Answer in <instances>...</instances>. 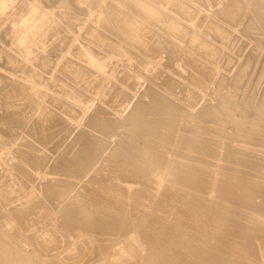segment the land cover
Returning <instances> with one entry per match:
<instances>
[{
    "label": "bare ground",
    "instance_id": "6f19581e",
    "mask_svg": "<svg viewBox=\"0 0 264 264\" xmlns=\"http://www.w3.org/2000/svg\"><path fill=\"white\" fill-rule=\"evenodd\" d=\"M149 1H154L159 8L153 7ZM149 1L0 0V23L8 22L5 29L3 25V30L0 29V70H3L0 74V81L3 82L0 97V180H5L3 184L6 186L5 190H0V199L11 189L22 191L30 176L41 180L38 186L32 185L35 189L32 194L19 199V203H0V210L4 212L2 215L8 218L7 224L0 222V264H68L70 261L76 264L80 260L77 258L88 248L87 244L99 251L114 246L107 238L104 241L110 244H98L100 239L92 235L112 227L122 228L128 237L125 240L118 238V247H114L112 252L105 251L101 257L97 256L105 264H121L124 261H131L129 264L135 261L139 264H264V249L261 246L264 237V144L254 142L255 139H264V95L256 103L249 94L248 86L252 82L249 80L254 75L251 69L254 57H247L243 63L242 59L237 58L242 64L239 65L238 77L234 79V76V81H231L230 88L234 89L232 95L228 86L223 90V84L220 83L224 79V75L219 72L220 58L215 64H211L208 59L212 53L210 43L204 41L201 52L192 47L188 39L181 38L185 29L182 30L180 24L184 22L192 28H202L206 33L211 26H215L213 28L221 37L227 30L226 26L231 29L247 18L244 13L241 19L243 2L245 12H248L252 1H255L256 7L252 13L254 19L259 20L261 32L257 37L248 38L255 42L252 50L257 55L264 48V41L261 42L264 40V0H228L221 8L213 10L214 16L204 12L207 5L212 7L213 0H178L173 7L170 0ZM188 2L197 6L198 10L190 9L186 5ZM119 6L123 9H118ZM116 10L124 15L120 16L121 19H118V14L116 17L113 15ZM201 10H204L202 14L205 16L200 15ZM187 11L190 15L182 18V14H187ZM209 16L224 26L210 22ZM145 25L151 26L149 35L141 34V27ZM160 25L161 28H158ZM145 35L147 38L143 39ZM216 42L220 45L222 39ZM219 51H222L221 47ZM181 52L186 57L180 61L181 67L173 68L172 71L178 72L181 78L183 75L190 78L192 88L186 89L188 99H182L180 90L176 92L180 81L170 78L156 81L154 77V71L159 66L168 69V62L179 59ZM163 54H166L165 57ZM258 56L261 58V55ZM122 71L126 73L125 76L121 75ZM210 77L215 78L214 86L205 89L202 85ZM141 78L153 82L167 95L151 84L139 100L130 106L129 103L134 101L130 102L135 94L134 88ZM198 92L205 94L204 98L209 96V100H227L222 106L201 107L193 113V101L190 99ZM95 100L99 103L91 111ZM127 106L130 108H127L128 113L124 112ZM225 106L231 107L228 108V114L222 116L220 111ZM90 111L95 115L85 119ZM239 111L241 113L238 114ZM209 112L215 113L210 119L206 117ZM29 113L31 116L27 117ZM226 118H234V134L229 132V125L224 124ZM71 120L78 126L84 125L81 129L78 127L80 130L77 132L73 130L74 135L76 133L74 144L77 150L70 157L58 158L48 171L51 176H47L44 169V173L35 170L40 169L46 158L31 140L7 139V133L10 134L15 126L26 125L28 132L25 134L40 141V145L47 146L68 129L67 122ZM71 124L73 122L70 127ZM249 127H253L256 132L248 131ZM62 137L68 138L65 135ZM71 137L73 135L70 136L73 140ZM205 137H212L213 142ZM111 144L114 147L110 150ZM211 146L224 149L225 153H211L216 161H211L205 151ZM61 147H57L58 152L61 149L60 153L65 146ZM245 152L258 155V158L254 156L257 158L255 165L251 164L255 159L248 160L249 156L246 158ZM231 154L236 155L234 159L238 163L241 162L234 169L230 165L233 163L228 164L232 162ZM221 160H225L228 165H222L225 162L220 163ZM239 166L249 170L245 173L248 177L242 178L245 182L237 175ZM89 173L92 176L86 181L87 189L76 192L69 204H65L68 203L65 201L62 203L68 206L61 209L60 202L56 206L51 203L69 196ZM230 179L237 181L234 189L239 188L241 191L235 194L236 199L232 196L233 200H248L253 193L261 199L259 202L253 199L252 207L249 205L251 203L237 202L250 206L252 211L247 215L245 211L250 208L247 209L243 204L247 209L244 211L247 217L242 214V218L246 221L244 217L248 218V223L253 225L247 230L243 227V235L239 230L235 232L237 228L234 229L233 233H237L234 235L242 237L239 242L232 238L233 229L230 231V227L226 228L225 220L229 218L230 210L227 207L228 210L219 208L220 203L216 199L222 197L221 194L213 199H208L207 194L204 201H198L199 198L195 196L198 199L196 202H193L195 198L188 201L198 191V188H195L196 192L190 188L191 191L187 192L189 187L194 188L192 185L203 182H209L213 190L219 187L222 194L226 191L230 193L231 185L229 188L227 185ZM123 181L137 183L138 187L125 186ZM240 182H244L243 185ZM209 185H204L206 190ZM161 190L162 196L159 197L157 194ZM256 190H259L258 194ZM9 199L6 198L7 201ZM156 200L162 201H158L161 204L157 209L159 212L169 211L171 216L174 215L172 220L160 216V226H155L151 219L141 217L138 213L139 206L151 210ZM180 201L185 208L179 205ZM38 206H44L47 211H37ZM243 206L237 207L240 210ZM168 208L170 210L164 211ZM157 210L154 208L153 212ZM224 212L228 214L225 220L222 219ZM257 212L261 213L259 219L258 214L255 217ZM31 215L36 218L32 219ZM230 217L232 219L233 216ZM239 219V216L235 217L234 224L236 221L239 224ZM37 223L40 225L37 226ZM130 223L139 229L131 231ZM243 223L247 226V222ZM74 224L78 225L76 229ZM91 227L92 230L89 229ZM72 230L78 239H84L79 242L68 240L67 236ZM177 232L186 240V246L182 245L191 253L190 258L187 252V257L178 254L185 249L181 242H173ZM181 237L178 239L182 240ZM247 237H251L249 240L253 242L248 243ZM64 240L66 244L62 245ZM80 241L84 243L83 247H79ZM216 249L221 253L220 256L214 255ZM258 255L262 257L257 258L260 262L253 260ZM110 256L113 259H109Z\"/></svg>",
    "mask_w": 264,
    "mask_h": 264
},
{
    "label": "rangeland",
    "instance_id": "374dc122",
    "mask_svg": "<svg viewBox=\"0 0 264 264\" xmlns=\"http://www.w3.org/2000/svg\"><path fill=\"white\" fill-rule=\"evenodd\" d=\"M22 1V0H21ZM24 1V0H23ZM149 0H147V2H148ZM175 1H178V0H170V2H171V6L173 7L174 5H175ZM180 1V0H179ZM212 1V0H211ZM230 1V0H229ZM213 3H212V7L210 6V7H208V5L206 6V8L207 9H204L203 11L206 13V14H211V15H213L214 16V12L216 11V10H218L219 8H221V6L222 5H225V3H227L228 2V0H220V1H215V0H213L212 1ZM256 2L255 1H252V3H251V5L252 6H250L249 8H251L250 9V11H248V12H245L246 10H245V7H244V2H243V6H242V8H241V19L243 18V15H244V13L247 15V18H243V20H242V24H240L241 22H239L238 23V25L237 26H235V27H233V28H231V29H229L227 26L225 27L227 30L224 32V34L220 37V35L218 34V32L216 31V29L215 28H213V27H215V26H211L210 28H209V30L207 31V33H206V31H204V30H202V28H200V30H198V29H195V28H192L191 27V25H189V24H187V23H184V22H180V24L182 25V30H184L185 32H183L182 33V35H181V38L184 40V39H188L189 40V45H192V47H194V48H196L197 50H199L200 52H201V50H200V48H201V44L205 41V42H209L210 43V47H211V51H212V53L210 54V57L208 58V59H210V62H211V64H215L216 62H217V60L220 58V69H219V72H220V74H222V76L224 75V79H223V81L221 80L220 81V83H222L223 85H222V89L224 90V88L225 87H227L228 86V90H229V92H230V94H234V89L233 88H230V87H232V83H231V81H234V79L236 78V77H238V75H239V73H240V67L241 66H239V65H241L242 63H243V61L247 58V57H254V59L252 60V65L254 66V64H255V66H254V68H253V66L251 67V69H252V72L254 71V75H251V77H252V79L250 78V80L249 81H252L251 82V85H250V82H249V85L250 86H248L249 87V94L250 95H252L253 96V100H255L254 102H256L257 103V101H260L261 100V98H262V96L264 95V53H262V51L264 52V48H263V50L259 53V54H255V52H253V50H252V46L254 45V43L255 42H253L250 38H252V37H257L259 34H260V30H261V28H260V25H259V20H256V19H254V17H253V13H252V10L254 11V9H255V7H256V4H255ZM149 4H151L153 7H155V8H159L158 7V5L154 2V1H151V3H150V1H149ZM214 4V5H213ZM190 9H193V8H195L196 10H198L196 7H195V5L193 4V3H191V2H188V4H186ZM170 6V7H171ZM118 9H120V10H122L123 8H122V6H119V7H117ZM209 9H211L212 11H207V10H209ZM213 10H215V11H213ZM202 10H201V12H199L200 13V15H203L202 14V12H203ZM117 12H120L119 10H116V12H115V14H113L115 17H116V15H117V17H118V19H121V17H123L124 15L122 14V15H120L121 13H117ZM160 12H162L163 14L164 13H166V11L165 10H160ZM203 12V13H204ZM187 14H185V15H183L182 14V18H184V17H186V16H188V15H190V12L189 11H187L186 12ZM205 14V15H206ZM205 15H203V16H205ZM121 16V17H120ZM245 16V15H244ZM210 17V22H212V23H215V25H222V26H224V24H222V22H220V21H218L217 19H215L214 17H212V16H209ZM118 19H117V21H118ZM179 21V20H178ZM4 23H5V25H4ZM4 23H0L1 25V27H0V29L3 27V29H5V27L7 26V24H8V22L7 21H4ZM161 23V22H160ZM3 25V26H2ZM219 26V27H220ZM150 25H145V26H142L141 27V34H146V33H148V34H146V35H149L150 33H149V29H150ZM158 28H161V25L160 26H158ZM3 29H1V31L3 30ZM235 30V31H234ZM88 32V31H87ZM187 32V33H186ZM110 36H112L111 35V33H108ZM143 36V39H146L147 38V36ZM248 37H250V38H248ZM220 39H222V44H218L216 41H218L219 42V40ZM251 42H250V41ZM264 40H262L261 42H263ZM250 42V43H249ZM246 43H248V44H251V46H249L248 44H246ZM247 46V47H246ZM3 47H5V46H3ZM220 47L222 48V51L220 52H218V50H220ZM248 48V49H247ZM247 50H248V53H249V55H248V53H247ZM249 50L251 51V52H249ZM246 53H245V52ZM221 53H224L223 55H225V57H224V59H223V56L221 55ZM228 55V57H227V55ZM241 53V54H240ZM243 53H244V55H243ZM238 54H240V56L238 55ZM165 55L166 54H163V56L165 57ZM256 55V56H255ZM258 55H261V58L258 56ZM222 56V57H221ZM239 56V57H238ZM245 58H244V57ZM186 56H185V54L183 53V52H181L180 53V56H179V59H172L170 62H168L169 64H168V69L167 68H165V67H163V66H159L158 67V69L156 70V71H154V73H155V75H154V77H155V80L156 81H158V80H160V79H164V78H170V79H176V81H180L179 82V84H178V88H177V90H176V92L177 91H181V94L183 95V98L182 99H188L187 98V96H188V94H187V92H186V89H188V88H192L191 87V85H192V83L189 81L190 80V78L188 77V75H183V77L181 78L180 76H179V74H178V72H176V71H172L173 70V68H180L181 66H180V61L181 60H183L184 58H185ZM243 57V58H242ZM252 57V58H253ZM256 57V58H255ZM237 58H239V59H242L241 61H242V63L240 62V60H239V62H238V60H237ZM258 58V60H256ZM260 58V59H259ZM234 59V60H233ZM223 60V61H222ZM232 60V61H231ZM236 60V61H235ZM175 61H176V63H175ZM255 61H257V62H255ZM260 63H259V62ZM224 64H223V63ZM233 62V63H232ZM234 62H236L237 64H235ZM259 63V64H258ZM256 65H258L257 66V70H256ZM237 66V67H236ZM223 67V68H222ZM236 69H235V68ZM239 67V68H238ZM221 69H224V70H221ZM171 70V71H170ZM235 70H237V72L235 71ZM256 71V72H255ZM1 72L3 73V70L1 69L0 70V74H1ZM176 72V73H175ZM182 72V71H181ZM253 74V73H252ZM121 75L122 76H125L126 75V73L124 72V71H122L121 72ZM169 75H171V76H169ZM176 75V76H175ZM10 76L12 77V75H11V73H10ZM235 76V77H234ZM258 76H260V77H258ZM233 77H234V79H233ZM142 79V78H141ZM141 79H139V84H137L136 85V87L134 88V92H135V94L133 95V98L132 99H130V102L131 101H133V102H131V103H129V105L131 106V104L132 105H134L135 103L134 102H137V100H139V98L141 97V94L149 87V86H151V84L153 85V87H155L154 86V84H153V82H149V80H144V78L141 80ZM214 77H210L209 79H207L206 81H204V84L202 85V87H204L205 89H208L209 87H213L214 86ZM233 79V80H232ZM263 80V81H262ZM147 82H148V84H147ZM262 82V83H261ZM3 82H1L0 81V97H2V94H1V92H2V90H1V88L3 89V84H2ZM142 83V84H141ZM143 83H145V84H143ZM150 83V84H149ZM143 85H145V86H143ZM139 88H138V87ZM263 86V87H262ZM16 87V86H15ZM261 87V89H259ZM156 89H158L159 90V88H157V87H155ZM203 88V89H204ZM137 90V91H136ZM140 91V92H139ZM160 91V90H159ZM179 91V92H180ZM137 92V93H136ZM163 95H167V93H165L164 91H160ZM236 93H237V91H236ZM260 93V94H259ZM203 93H200V92H198L197 93V95L194 97V98H191L190 99V101H193V104H192V107H191V112H196V111H198L199 109H202V108H204V107H207V106H209V107H211V106H213V105H220V106H222L223 105V103L225 102V100H227V99H224V100H209V96H207L206 95V98H204V96H205V94H203V96H200V95H202ZM258 94H259V97H258ZM135 95H137V97H136V99H135ZM138 95H139V97H138ZM257 96V97H256ZM201 97V98H200ZM259 98V99H258ZM146 101H148L149 99H145ZM144 100V101H145ZM203 101V103H202V101ZM205 100V101H204ZM257 100V101H256ZM98 101V100H97ZM96 100H95V102L93 103V105H92V107H91V111L96 107V105L99 103V102H97ZM97 102V103H96ZM96 104V105H95ZM204 104V106H201V105H203ZM94 105H95V107H94ZM128 105V106H129ZM128 106L126 107V110L124 111V112H127L128 113V111H127V108H128ZM129 106V107H130ZM133 107V106H132ZM131 107V108H132ZM202 107V108H201ZM229 107H231V106H225V107H223L222 108V111H220V115H222V116H225V115H227L228 114V112H229V110L230 109H228ZM110 111H111V109L110 108H108ZM128 110H130V108H128ZM91 111H90V114H87L84 118L85 119H87V117H92V116H94L95 115V113H91ZM217 111V110H216ZM262 111V110H261ZM264 111V110H263ZM124 112H123V114H124ZM239 113H241V111H239L238 112V114ZM214 112L212 113V112H209V113H207L206 115V117L207 118H211V117H213L214 116ZM27 117H30L31 115H30V113L29 114H27L26 115ZM207 118H205L204 117V119H207ZM234 118L233 119H224V124H226L227 126H228V129H229V127H230V130H229V132L230 133H232V134H234V131L233 130H235V124H233L234 122ZM71 122H73V124H74V127L76 128H74V127H72V125L73 124H71V127H70V123ZM71 122L70 121H68L67 122V125H68V129H66V131H64V132H62V133H60L59 135H57L58 137H55L53 140H52V142L49 144V145H47V146H44L43 144V147H42V145H40L41 144V142L40 141H38V140H36L35 138V140L34 139H32V137H30V135H26L25 133H27L28 132V126H26V125H19L18 123V127L17 126H15L14 124V126H15V128H17V129H15V128H13L12 129V131L10 132V134H8L7 133V139H9L10 138V140H12V139H15L16 141H20V139L22 140V138H24V139H29V140H31L32 142H33V144L34 145H36L37 147H39L40 149H41V152H42V154H43V156L46 158L45 159V161H44V163H42L41 164V166L39 167L40 169H35L37 172H42V173H44V171H43V169L45 170V172L47 173V176L49 175V176H51V173L49 174L48 173V171H49V169H50V166L58 159V158H60L61 156H67V157H70V156H72V154H74L75 153V151L77 150V146L74 144L75 142H74V139H75V135H76V133H75V135H74V131L73 130H75V132H77V131H79L81 128H83L84 127V125L82 124V125H80V126H78V124L75 122V121H72L71 120ZM16 124V125H17ZM30 125V124H29ZM76 125V126H75ZM83 126V127H82ZM19 127H20V129H19ZM80 129H79V128ZM231 127H233V128H231ZM70 128H74V129H70ZM232 129V130H231ZM14 130V131H13ZM17 130V131H16ZM21 130V131H20ZM26 130V131H25ZM77 130V131H76ZM248 131H250V132H252V133H254V132H256V130L253 128V127H249L248 129H247ZM16 131V132H15ZM19 131V132H18ZM72 132V133H70L69 134V132ZM18 132V133H17ZM21 133V134H20ZM23 133V134H22ZM69 134L70 136H72L73 135V137H71V138H73V140L72 139H70V136L69 135H67L66 136V134ZM13 134V135H12ZM18 134H20L21 135V137H20V135H18ZM18 135V136H17ZM63 135H65V137L67 138V139H65L64 137H62ZM14 136V137H13ZM233 136V135H232ZM17 137H18V140H17ZM234 137V136H233ZM12 138V139H11ZM31 138V139H30ZM206 139H209L210 140V142H213V138L212 137H205ZM23 139V140H24ZM65 140H66V142H65ZM9 141V140H8ZM37 141H38V143H37ZM187 141H192V140H187ZM60 142V143H59ZM62 142H65V144L63 145L62 144ZM255 143H257V144H264V143H262V142H264V139H262V140H258V139H255V141H254ZM38 144V145H37ZM40 145V146H39ZM55 145V146H54ZM61 145L64 147L65 146V148H63L62 149V151H61V153H60V150H59V152H58V148L60 147V148H62L61 147ZM42 147V148H41ZM58 147V148H57ZM114 147V144H111L110 145V147H109V149L111 150L112 148ZM57 148V149H56ZM45 149V150H44ZM224 149H219V147H215V146H211L210 148H208V149H205V151H207L208 153H207V155L208 156H210L211 157V159H210V157L208 158V156H207V158H208V160L210 159L211 161H216V160H214V157H213V154H211V153H213L214 151H219V152H222V153H225L224 151H223ZM53 154H51L50 152ZM56 151H57V153H56ZM56 153V155H54ZM50 154V155H49ZM245 154L247 155L246 156V158L248 159V160H252L253 158L255 159V160H252L251 161V164H253V165H255L256 163V161H257V158H258V155L257 154H255L254 155V153H249V152H245ZM253 154V155H252ZM52 155V156H51ZM232 156V160H230V161H232V162H229L228 164H230V163H233V164H230L231 165V167L234 169L235 168V166H238V164L239 165H241V162H239L238 163V161H237V159L235 160L234 159V156H236L235 154L233 155V154H231ZM20 156H23V153H20ZM257 156V158H255V157ZM53 157V158H52ZM52 158V159H51ZM50 160V161H49ZM52 160H54L53 162H52ZM254 161V162H253ZM50 162V163H49ZM220 163L221 162H225V163H221L222 165L223 164H225V165H228L227 164V162L224 160V161H219ZM234 162H235V164H234ZM253 162V163H252ZM47 163H49V164H47ZM47 164V165H46ZM248 164H249V162H248ZM247 164V165H248ZM251 164H249L250 165V167H251ZM44 165H45V167H44ZM243 166H244V164H243ZM242 166V167H243ZM257 166V165H256ZM240 168V166H239V168L238 167H236V169L238 168V170H239V172L237 171V175L238 176H240L241 178L240 179H242V178H247L248 176L246 175L247 173L246 172H248L250 169V167H248V166H244L245 168H248V169H245L244 167L243 168ZM255 167V166H254ZM242 169V170H241ZM244 170V171H243ZM222 171V170H221ZM32 172H33V170H32ZM93 171H91V173H92ZM229 172V171H228ZM240 172H242V173H240ZM34 173V172H33ZM91 173H89L88 174V176L87 177H83V180L81 181V182H79L78 183V185L73 189V191H71L70 193H69V196H67L65 199L67 200H65L64 198H60V201L59 200H53V202H51L54 206H56L57 205V203L58 202H60L61 203V209H63L64 208V206L66 207V206H68V205H65V204H69V202H71V197H73V196H75V193L76 192H82V191H85L86 189H87V182L86 181H88V179H89V177H91L92 175H91ZM230 173V172H229ZM238 173H240V175L238 174ZM246 173V174H245ZM93 174V173H92ZM242 174V175H241ZM219 176L218 177H220V175H221V173H219L218 174ZM0 179H1V177H0ZM33 179V181H31V182H33V183H31L30 182V180H32ZM36 178H32L31 176H30V178H29V181H26V185H25V187L22 189V191H17L16 189H11V188H9V189H11V190H9V191H6L3 195H2V197H1V199H0V203H7V204H9V203H11L12 201H14L15 203H19V199H24V198H26L28 195H30V194H32V191H34L35 189L33 188L36 184H37V186L39 185V183H40V179H36V181L34 182V180H35ZM3 180V179H2ZM2 180H0V190H5L6 188V186L3 184V182H5V180L4 181H2ZM232 180V181H231ZM233 180H235V179H230V180H228V183H227V185H228V188H229V185H231L230 187L233 189H230L231 190V192L229 193L228 191H226V195H227V193H229L228 195H227V197H226V195L223 193H221L220 192V188L218 187H216V188H214V190L212 189V187H211V185H209V182H208V184H207V182L205 183V182H203L202 184H199V185H192V186H194V188L193 187H189V190H187L186 188H185V191L187 190V192H189V191H191V189L190 188H192V189H194V191L196 192L197 191V189H195V188H198V191L195 193L196 195H193V197L191 196V197H189V196H187V197H189L188 198V201H190L191 202V198H192V200H193V202H196V200H198L196 197H198L199 198V200L198 201H204L206 198L204 197V196H207V194H208V199H213L214 198V196L215 197H218L219 196V194H221L220 196H224L225 198L224 199H222V197H220V198H217V199H219V200H217L216 199V201H218L220 204H219V208L221 207L223 210H230V211H228L229 212V218H226V220H225V218L224 217H228V214L226 215V212H224L223 214H222V219H224L225 220V222H226V228L228 227H230L229 229H230V231H231V229H233V231H231L232 233V238H233V240L235 241V242H239V241H241L242 239V237L240 238V236H236V235H234V234H237V233H233L234 232V229H236L237 228V230L235 231V232H237L238 230L239 231H241L242 232V235H243V230L245 229V230H247V227H249V228H251V226H252V228H253V225H252V223L250 222V223H248L249 222V220H248V218H246L247 217V215H248V213L250 214L251 212L250 211H252L251 210V208H250V206L252 207V203L254 202V200H255V202H259L261 199H259V198H257L256 196V194H258V192H259V190L257 191V193L255 194L256 196H254V193L253 194H251V196H253V197H251L250 196V194H249V198H248V200L247 199H238V200H233V197L232 196H235V194H238V192H241V191H239V188L238 189H234L235 188V186H236V184H238L237 183V181L235 180V182L233 181ZM243 180V179H242ZM242 180H240V181H242ZM244 181V180H243ZM30 182V183H29ZM126 181H123V183H124V185L125 186H136V187H138V184L137 183H129V182H126ZM229 182H234V184H231V183H229ZM245 182V181H244ZM244 182H240V183H242V185H243V183ZM122 183V184H123ZM205 183V184H204ZM35 184V185H34ZM86 184V185H85ZM209 185L208 186V188H207V190L205 189L206 188V186L204 187V185ZM32 185H34V186H32ZM201 185V186H200ZM234 185V186H233ZM239 185H241V184H239ZM195 186H197V187H195ZM233 186V187H232ZM83 187V188H82ZM188 187V186H187ZM82 190H81V189ZM202 188H204V189H202ZM30 189V190H29ZM33 189V190H32ZM202 189V190H201ZM217 190V191H216ZM219 190V191H218ZM229 190V191H230ZM236 190V191H235ZM193 191V190H192ZM204 191V192H203ZM212 191H213V193H212ZM238 191V192H237ZM161 192V193H160ZM162 192H163V190H161V191H159L158 192V194H157V196H159V197H161L162 196ZM205 192H207V193H205ZM216 192V193H215ZM218 192H220V193H218ZM232 192H233V194H232ZM199 193H200V195H199ZM212 194V196L210 195V194ZM216 195H215V194ZM218 194V195H217ZM260 194V193H259ZM202 195V196H201ZM196 196V197H195ZM259 196V195H258ZM41 196H39V197H37L36 199H38V198H40ZM158 197V198H159ZM185 197V196H184ZM201 197V198H200ZM204 197V198H203ZM231 197V198H230ZM256 197V198H255ZM6 198H10L9 199V201H7L6 200ZM230 198V199H229ZM235 199H236V196L234 197ZM252 198V199H251ZM207 199V200H208ZM254 199V200H253ZM34 200V199H33ZM73 200V199H72ZM227 200H229V201H227ZM230 200H232V201H230ZM258 200V201H257ZM62 201V202H61ZM68 202V203H65V202ZM159 201V200H158ZM157 200L155 201V203H154V206H152V208H151V210H148V209H146V208H142V206H136L135 204H134V206H136V207H138V208H140V210H138V213H139V215L141 216V217H144V218H149V220L151 219V222H153L154 223V225L156 226V225H158V226H160V223L162 222V219H159V217L160 216H165V217H169V219H173L174 218V215L173 216H171V214H170V212L169 211H167V210H170L169 208L168 209H164V211H167V212H163V211H161V212H159L157 209H159V207L161 206V204L159 203V202H162V201H159L158 202ZM181 201H183V200H181ZM181 201H180V204L179 205H181ZM227 201V202H226ZM234 201H235V206L237 207V206H243V204H248V203H251V204H249L250 206H246V204H245V206L247 207V209L248 208H250V210L248 209H245V206H243L242 208L244 209H242V208H240V210L242 209L243 210V212H242V210L240 211L239 210V207H237V208H234L235 206H233L234 205ZM239 201H244L243 203H237V202H239ZM231 202V203H230ZM30 203V202H29ZM62 203H65V204H62ZM158 203V204H157ZM28 204V203H27ZM225 204V205H224ZM26 205V204H25ZM155 205H156V207H155ZM224 205V206H223ZM63 206V207H62ZM181 206H183V205H181ZM230 206H232V207H230ZM39 207V206H38ZM44 207V206H43ZM38 208V210L37 211H41V212H45V207L44 208ZM158 207V208H157ZM225 207H227V208H225ZM154 208H155V210H157V211H155V212H153L154 211ZM183 208H185V205L183 206ZM220 208V209H221ZM234 209V210H236V211H234V210H232V211H234V212H232L231 211V209ZM240 211V213L238 212V211ZM245 210H247V211H245ZM47 211V210H46ZM145 211H148L147 213L145 212ZM150 211V212H149ZM244 211H245V213H247V215L244 213ZM249 211V212H248ZM0 212H1V217H0V222L1 223H5L6 222V224H7V216L6 215H2L4 212H2V210H0ZM227 212V213H228ZM232 212V213H231ZM235 212L237 213V215L235 214ZM151 213V214H150ZM165 214V215H164ZM170 216H169V215ZM233 214H235V215H233ZM242 214L244 215V216H246V217H244L245 219H247V221L246 220H244L243 218H242ZM258 214V215H257ZM36 215V214H35ZM146 215V216H145ZM159 215V216H158ZM224 215V216H223ZM233 216L232 217V219L234 218V220L232 221V219H231V217L230 216ZM258 217H257V216ZM259 215H261V213H255V217H257V219H259L261 216H259ZM152 216H155V217H152ZM239 216V221H238V223L239 224H241V225H239V224H237V221H236V224H234V222H235V217H238ZM31 217H33L32 219H34V218H36V216H34V215H31ZM159 219V220H158ZM229 220L230 221H232V222H229ZM247 222V223H245V224H247V226L246 225H244V223L242 222ZM240 221H241V223H240ZM227 222H229V224L227 223ZM153 223H152V225H153ZM156 223V224H155ZM131 224V223H130ZM233 225L232 227H231V225ZM248 224H251V225H248ZM38 225H40L39 223H37V226ZM228 225H230V226H228ZM234 225H237V226H234ZM244 225V226H243ZM74 226V228L76 229L77 227H78V225L77 224H74L73 225ZM238 226H239V228H241V229H239L238 228ZM241 226V227H240ZM131 227V228H130ZM235 227V228H234ZM243 227H245V228H243ZM47 228H49V227H47ZM51 228V227H50ZM133 228V229H132ZM242 228H243V230H242ZM90 230H92V227L91 228H89ZM129 229L132 231H135V230H138L139 229V227H136L135 228V226H133L132 224H131V226H129ZM74 230V229H73ZM71 231L70 232V234H68V240H75V241H77V242H79V240H83L84 238L83 237H81V238H77L76 237V232H74V231ZM110 230V231H109ZM97 232V231H96ZM114 232V233H113ZM49 233H50V231H49ZM102 233V234H101ZM104 233V234H103ZM110 234H112L113 235V237L110 235ZM123 234H125V231L121 228H119V227H112V228H108V229H106V230H104V231H99V232H97V233H93L92 235H94L95 237H97V238H99L100 240V242H98V244H103V245H108V244H110L111 242L113 243V241L112 240H114V243L115 244H112L111 243V245H114L113 247H111V248H109V249H106V248H104L102 251H99V250H97L96 248H95V246L94 247H92L91 245H86V248L88 247L90 250H88V248L85 250L86 251V253H85V251H83L82 252V256L80 255L79 256V258H77L78 260L80 259L81 261H83V262H81L80 260V262L81 263H79V261L77 262V263H79V264H92V262H93V264L95 263V264H102L103 262V264H105L106 262L104 261V260H101V258L98 260V258L99 257H101V253L102 252H107V251H109V252H112L113 251V249H114V247H118L116 244H118V242H120V240L122 239V240H125V239H127L126 237H128L126 234V236L125 235H123ZM98 235H99V237H98ZM116 235V236H115ZM122 235V236H121ZM128 235H130V234H128ZM74 236L77 238H74ZM123 236H125L124 238H123ZM177 236V237H176ZM174 235V239H173V242L175 241V242H181V245L183 244H185L184 246H186V240L185 239H183L182 237H181V235L179 234V232H177V235ZM115 237V238H114ZM117 237V238H116ZM178 237H181L182 238V240H184V243H182L183 241L179 238L178 239ZM110 239V241L111 242H109V241H104V239ZM118 238H120V240L118 239ZM251 238V237H250ZM249 237H247V238H245L246 240H248L247 242L248 243H252L253 242V240L251 241V240H249L250 239ZM252 239V238H251ZM262 239H264V237L262 238ZM261 239V246H262V248L264 249V240H262ZM63 240V239H62ZM179 240V241H178ZM244 240V239H243ZM63 244H66V241L64 240V242H62V245ZM80 244H81V241H80ZM78 244L79 245V247H83V244ZM61 245V244H60ZM182 245V246H183ZM183 246V247H184ZM186 247H184V249H185ZM187 249V248H186ZM185 249V250H186ZM93 251V253H92V251ZM183 250V251H180V252H178V254L180 255V253H181V255H180V257H187V253H188V255H189V257L188 258H190V254L191 253H189L188 252V250ZM88 251H89V253H88ZM145 251V250H144ZM144 251H143V255H145V253H144ZM184 252V253H183ZM187 252V253H186ZM87 253H88V255H87ZM92 253V254H91ZM218 253V254H217ZM259 253V252H258ZM221 255V253L219 252V251H217V249H216V253H214V255H216V257L218 256V255ZM219 255V256H220ZM97 256H99V257H97ZM175 256L177 257L178 255H176L175 254ZM82 257V258H81ZM84 257V258H83ZM97 257V258H96ZM178 258H179V256H178ZM262 259V257H261V255H258V256H256V257H254V261L255 260H258V259ZM83 259V260H82ZM95 259V260H94ZM109 259H113L112 258V256H110V258ZM92 262H91V261ZM99 261H101V262H99ZM103 261V262H102ZM134 261V260H133ZM87 262V263H86ZM99 262V263H98ZM129 262H131V261H128V262H122L121 264H129ZM136 263H138L137 261H135ZM135 262H133L134 264H136ZM256 262H260L259 260L258 261H256ZM67 262H65L64 264H66ZM73 262H69L68 264H72ZM76 263V264H77ZM74 264V263H73ZM139 264V263H138Z\"/></svg>",
    "mask_w": 264,
    "mask_h": 264
}]
</instances>
